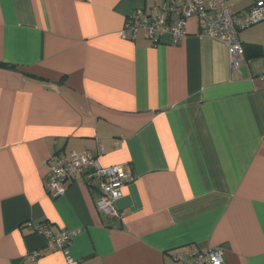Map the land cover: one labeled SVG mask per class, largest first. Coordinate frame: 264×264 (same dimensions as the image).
<instances>
[{"label": "crops", "instance_id": "obj_1", "mask_svg": "<svg viewBox=\"0 0 264 264\" xmlns=\"http://www.w3.org/2000/svg\"><path fill=\"white\" fill-rule=\"evenodd\" d=\"M184 1L0 0V264H182L215 247L264 264V42L239 34V76L195 20L177 44L120 36L135 11ZM71 153L134 176L120 218L96 188L49 195L47 162ZM28 223L73 233L68 254Z\"/></svg>", "mask_w": 264, "mask_h": 264}, {"label": "built area", "instance_id": "obj_2", "mask_svg": "<svg viewBox=\"0 0 264 264\" xmlns=\"http://www.w3.org/2000/svg\"><path fill=\"white\" fill-rule=\"evenodd\" d=\"M229 0H185L182 4H162L149 11L138 10L125 20L121 38L135 41L140 35L158 44L165 36H170L177 44L187 36V23L195 20L199 34L216 39L228 46L230 68L241 75L240 66L246 50L239 40V34L264 22V0H256L247 9L232 13ZM264 86V75L262 77ZM99 153L103 147L99 144ZM49 173L46 187L50 196L56 198L67 192L74 183L88 188H96L100 198L96 206L100 212L112 218H120L115 202L123 197L124 188L135 180L123 165L103 167L98 157L90 153H71L68 157L54 156L47 162ZM35 235L48 239L54 251L68 254V247L74 234L62 231L55 234L47 225L28 223ZM40 254L34 253L29 259L35 261ZM182 264H226L225 251L221 247L176 254L173 258ZM68 264H79L68 258Z\"/></svg>", "mask_w": 264, "mask_h": 264}, {"label": "rangeland", "instance_id": "obj_3", "mask_svg": "<svg viewBox=\"0 0 264 264\" xmlns=\"http://www.w3.org/2000/svg\"><path fill=\"white\" fill-rule=\"evenodd\" d=\"M253 1L254 0H235L236 4L237 5L240 4V6L236 8H232V9H238V8L242 9L243 7H245L246 5L250 4ZM240 38L243 42H247V43H263L264 42V22L258 25H255L254 27L246 31H243L240 35Z\"/></svg>", "mask_w": 264, "mask_h": 264}, {"label": "trees", "instance_id": "obj_4", "mask_svg": "<svg viewBox=\"0 0 264 264\" xmlns=\"http://www.w3.org/2000/svg\"><path fill=\"white\" fill-rule=\"evenodd\" d=\"M245 50L247 51V48Z\"/></svg>", "mask_w": 264, "mask_h": 264}]
</instances>
